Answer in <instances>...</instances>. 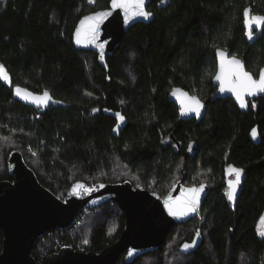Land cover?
Instances as JSON below:
<instances>
[{
	"label": "trees",
	"instance_id": "obj_1",
	"mask_svg": "<svg viewBox=\"0 0 264 264\" xmlns=\"http://www.w3.org/2000/svg\"><path fill=\"white\" fill-rule=\"evenodd\" d=\"M109 3L0 0V65L11 81L0 80V182L12 181L7 161L18 151L56 197L66 196L75 182L91 186L129 180L159 195L178 180L205 183L210 193L201 224L195 219L173 227L158 250L131 264L154 257L155 264H175L164 262L163 251L193 241L200 227V242L177 253L182 262L176 264H264V239L254 231L264 210V96L250 101L246 112L230 99L211 102L200 122L180 121L177 107L168 101L174 88L203 101L215 92L217 49L245 55L246 70L257 77L264 66V26L250 46L244 10L264 16V0H151L153 20L128 30L107 58L106 70L93 52L73 47L72 34L81 17ZM17 86L34 94L46 90L60 105L43 112L23 105L13 98ZM252 127H258V145L248 138ZM8 139L12 146L7 149L3 143ZM227 163L248 173L234 211L221 189ZM97 211L94 221L85 224ZM123 225L116 203L85 210L72 228L40 238L32 256L39 262L64 246L99 253L119 239ZM176 232L180 237L170 244ZM2 241L0 230V251Z\"/></svg>",
	"mask_w": 264,
	"mask_h": 264
},
{
	"label": "water",
	"instance_id": "obj_2",
	"mask_svg": "<svg viewBox=\"0 0 264 264\" xmlns=\"http://www.w3.org/2000/svg\"><path fill=\"white\" fill-rule=\"evenodd\" d=\"M150 2L151 0H146V11H148ZM132 11L133 9H129L130 14ZM99 12H110L111 14L99 24V34L95 44H76L74 34L81 27V21ZM153 18V13L148 19L134 16L126 23L123 9H114L112 7V0H110L107 9L92 12L79 19L72 34V45L78 51L93 52L97 56L99 66L108 70L106 60L112 56L128 30L137 24H149ZM90 23L92 21L85 20V27ZM243 26L245 29V40L251 46L255 43L258 36L253 35V38L250 40L246 35L245 21ZM98 44L104 45L102 50L96 47ZM217 50L215 51L217 68L212 79V85L216 91L205 101L195 96L202 104L199 115L195 113L181 115V101L177 96L172 95L173 90L179 88L171 90L168 101L177 106L180 121L195 120L196 122H200L205 114L207 105L219 99H230L239 111L246 112L250 101L264 96V93H259L252 97L245 95L247 106L241 108L232 93L228 91L220 92V82L215 80L220 62L216 54ZM219 50L225 51L229 59L235 57L241 60L244 70L248 72L245 68V55L239 58L232 55L229 50ZM101 55H103V59H101ZM261 69H264V66ZM259 74L260 71L257 77L251 75L254 79H259ZM1 81L8 83L3 80ZM14 89V100L23 105L34 107L40 112H43L50 106L60 105V103H53L52 101L55 100L52 98V101H49L46 105L37 106V104L31 102V97L25 100L15 95ZM21 89L31 92L24 88ZM180 90L186 93L188 97H192L188 92ZM23 94L22 92L21 95ZM42 94L34 95L42 96ZM114 116L117 117L116 114ZM253 129H255L256 133L255 138L251 134ZM253 129L250 131L249 139L254 145H258L261 142L258 127H254ZM7 166L12 181L0 182V230L3 234L0 264H118L123 255V264H131L141 256L158 250L173 227L184 224L194 217H198L201 224L200 211L210 193V188L205 183L199 186L186 187L183 185L182 180L171 187L163 198L145 189L143 186L133 187L128 181L114 184L98 183L91 186H88L84 182H75L69 188L66 196L61 199L53 195L38 182L36 175L25 164L20 152L13 151L10 153ZM78 183L83 184L85 187L83 189H76L75 185ZM201 185L204 188L200 193L199 204L195 212H190L186 216H182L179 213L176 216L169 215L165 207L166 200L175 201L182 194H187L189 189H199ZM237 197L238 190L236 198L231 201L233 205L236 204ZM106 203H116L121 209L124 218L121 234L115 243L99 253L87 252L82 249L76 250L72 247L64 246L56 253L44 256L39 262L32 256V250L37 241L45 234L53 230L66 231L72 228L80 219L83 211L95 209ZM198 231L199 233L201 232V227ZM195 238L197 241L195 246H197L200 239L199 237ZM130 251L133 253L132 255H129Z\"/></svg>",
	"mask_w": 264,
	"mask_h": 264
},
{
	"label": "snow or ice",
	"instance_id": "obj_3",
	"mask_svg": "<svg viewBox=\"0 0 264 264\" xmlns=\"http://www.w3.org/2000/svg\"><path fill=\"white\" fill-rule=\"evenodd\" d=\"M167 0H160L161 4L166 3ZM146 0H112V7L114 9H123L125 22L127 23L131 17L140 16L144 19H148L152 16L151 12L145 10ZM129 9L133 11L129 12ZM250 9L244 10L245 15V26L246 35L251 40L253 38L252 26L256 25L259 31L261 26H264V16H250ZM110 12H99L92 17H86L85 20H90L92 23L85 27V20L81 21V27L77 29L74 34V39L76 44H95L98 39L99 34V24L103 22V19L110 15ZM96 47L103 49V44H98ZM217 57L219 58V71L215 76V80L220 82V92L228 91L235 96L236 100L239 102L241 108L247 106L245 101V95L248 97L255 96L259 93H264V69L260 70L259 79H254L253 76L244 70V65L241 60L233 57L228 58L227 53L223 50H217ZM103 59V55H101ZM0 80L10 83V77L6 72L3 65H0ZM22 92L24 93L23 95ZM14 94L20 96L21 99L28 100L31 97V102L37 104V106L46 105L49 101H52L51 95L45 90L42 96H36L31 92L22 90L19 86L14 89ZM179 94V95H178ZM172 95L177 96L181 101V115L188 113L200 114V109L202 104L200 100L195 97H188L186 93L182 92L180 89H174ZM53 103H59V101H52ZM253 107L255 105L253 104ZM95 112L96 109H93ZM116 116L123 120V117L116 113ZM252 136L255 138V129L252 131ZM189 150H191V145H189ZM35 155V153H33ZM228 174H234L235 178L228 181V191L226 196L231 202L236 198L237 187L241 184V177L243 174L242 169L228 166L226 170ZM85 186L83 184H76V189H83ZM204 186L201 185L199 189L193 188L187 191V194H182L181 197L177 198L175 201H165V207L168 210L169 215L176 216L178 213L182 216L188 215L190 212H195L197 210V205L199 204L200 193L203 191ZM261 224H264V216L261 217ZM258 234L264 236V230L258 228ZM200 235L199 231L196 233L198 238ZM196 238L193 239L192 243H185L182 246L184 251L196 245ZM133 253L130 251L129 255Z\"/></svg>",
	"mask_w": 264,
	"mask_h": 264
},
{
	"label": "rangeland",
	"instance_id": "obj_4",
	"mask_svg": "<svg viewBox=\"0 0 264 264\" xmlns=\"http://www.w3.org/2000/svg\"><path fill=\"white\" fill-rule=\"evenodd\" d=\"M94 1H90V3H93ZM3 146L5 147V148H10L11 146H12V140L11 139H8L7 141H6V143H3ZM32 156V162H33V165H35L36 164V170H38V173L40 174V175H42V172H41V170H40V168H39V161H38V156H37V154H35V155H33V153L31 154ZM123 170H125V168H121L120 169V171H123ZM129 176V178L131 179V180H133V181H137V179L134 177V176H130V175H128ZM176 176H177V174H176ZM175 176V177H176ZM129 181V180H128ZM179 181V180H178ZM178 181H176V182H178ZM222 181H223V179H222ZM111 184H114V183H111ZM176 183H172L171 185H169V189L167 190V192L171 189V187H173L174 185H175ZM198 184H200V183H189V182H184V185H186V186H198ZM221 189L223 190V182H222V186H221ZM152 192V191H151ZM167 192H165L164 194H166ZM163 194V195H164ZM159 195V194H158ZM161 196H162V194H160ZM159 195V196H160ZM160 196V197H161ZM65 197V196H64ZM63 196H61V197H58V198H61V199H63L64 198ZM162 198V197H161ZM98 211L97 212H94V213H91V214H89V216H88V219L86 220V223L85 224H87V223H91V222H93L94 221V219H95V216H97L98 214ZM204 221H205V218H204ZM114 229V228H113ZM112 229V230H113ZM180 235V233L179 232H176L175 233V235H174V237H173V239L170 241V244L171 243H174V242H176V240H178L179 239V236ZM181 245L182 244H179V243H174L173 245H171L170 246V248H169V246L168 247H166V249L163 251V254H162V259L164 260V262H168V263H180V262H182V261H180V262H177L178 261V258H177V253H180L182 250H181ZM81 247V246H80ZM157 261V259H156V257H154V258H152L151 260L150 259H143V264H155V262Z\"/></svg>",
	"mask_w": 264,
	"mask_h": 264
},
{
	"label": "flooded vegetation",
	"instance_id": "obj_5",
	"mask_svg": "<svg viewBox=\"0 0 264 264\" xmlns=\"http://www.w3.org/2000/svg\"><path fill=\"white\" fill-rule=\"evenodd\" d=\"M250 16H252L251 14H250ZM244 23V22H243ZM262 27L263 26H261V28H260V30L262 29ZM260 30L258 31L257 30V28H256V25H254L253 24V26H252V31H253V35L254 36H258V33L260 32ZM216 91V90H215ZM189 94V93H188ZM189 95H191V96H194V95H192V94H189ZM203 101V100H202ZM233 102V101H232ZM176 106V105H175ZM177 107V106H176ZM177 111H178V108H177ZM178 116H179V113H178ZM180 120V119H179ZM195 121V120H194ZM253 129V127L251 128V130ZM250 130V131H251ZM249 134H250V132H249ZM260 135V134H259ZM248 138H249V136H248ZM250 140V139H249ZM174 142V141H173ZM252 143V142H251ZM253 144V143H252ZM177 145V144H176ZM254 145V144H253ZM177 149L179 150V148H178V146H177ZM229 165H232L233 167H235V168H238V169H242L243 170V174H242V177H241V184L237 187V190H238V197H237V199H236V204L235 205H233L229 200H228V198H227V196H226V192L228 191V181L229 180H231V179H234L235 178V176H234V174H228L227 172H226V170L228 169V166ZM247 175H248V173H247V171L244 169V168H242V167H236V166H234L233 164H229V163H227L226 165H225V168H224V171H223V190H222V194H223V196H224V199H225V201H226V204H227V206L229 207V208H231L233 211L235 210V207L237 206V203H238V200L240 199V196H241V194L243 193V191H244V186H245V182H246V179H247ZM180 181V180H179ZM183 181V180H182ZM183 185H184V183H183ZM184 186H186V185H184ZM199 186V185H198ZM186 187H190V186H186ZM168 193V192H167ZM166 193V194H167ZM166 194H164V195H162L161 197L163 198ZM262 216H264V210L260 213V215L258 216V218H257V225H256V227L254 228V231H255V235L259 238V239H264V236H261V235H259L258 234V228L260 229V230H264V224H261V217ZM200 217H201V222H202V211L200 212ZM196 219V221L197 222H199V220H198V217H194V218H192V219H190L189 221H194ZM189 221H187L186 223H188ZM196 233L197 232H195V237H196ZM189 244H191L192 243V241L191 242H188ZM196 247V246H195ZM195 247H192V248H190L189 250H187V251H185V252H188V251H191V250H193ZM181 250L182 251H184L183 249H182V247H181ZM124 257V256H123Z\"/></svg>",
	"mask_w": 264,
	"mask_h": 264
},
{
	"label": "built area",
	"instance_id": "obj_6",
	"mask_svg": "<svg viewBox=\"0 0 264 264\" xmlns=\"http://www.w3.org/2000/svg\"><path fill=\"white\" fill-rule=\"evenodd\" d=\"M62 248V247H61ZM74 249H76V250H80L78 247H74Z\"/></svg>",
	"mask_w": 264,
	"mask_h": 264
},
{
	"label": "bare ground",
	"instance_id": "obj_7",
	"mask_svg": "<svg viewBox=\"0 0 264 264\" xmlns=\"http://www.w3.org/2000/svg\"><path fill=\"white\" fill-rule=\"evenodd\" d=\"M201 212V211H200Z\"/></svg>",
	"mask_w": 264,
	"mask_h": 264
}]
</instances>
